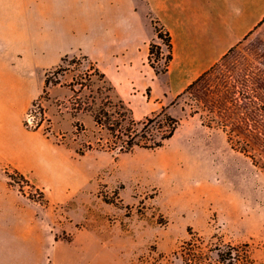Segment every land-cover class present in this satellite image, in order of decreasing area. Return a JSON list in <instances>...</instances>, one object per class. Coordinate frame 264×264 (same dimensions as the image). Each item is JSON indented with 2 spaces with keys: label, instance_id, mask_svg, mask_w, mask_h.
<instances>
[{
  "label": "rangeland",
  "instance_id": "rangeland-1",
  "mask_svg": "<svg viewBox=\"0 0 264 264\" xmlns=\"http://www.w3.org/2000/svg\"><path fill=\"white\" fill-rule=\"evenodd\" d=\"M6 33V8L0 7V67L9 56L12 69L25 59L11 50L14 40ZM156 43L161 55L152 61L161 69L167 49L161 40ZM62 58L67 60L62 63ZM89 60L70 54L42 66L36 99L43 94L46 76L62 84L78 76L90 87L74 96L67 87L50 86L40 107L13 102L18 96L14 82L3 78L6 73L0 69V96L8 100L0 102V123L5 121L15 142L31 144L56 165L50 177L22 180L13 164L30 158L16 152L8 157L0 149V174L9 175L8 182L28 198L50 207L48 214L62 223L59 238L72 241L57 247L51 264H218L219 253L236 258L237 251L264 263V172L230 147L202 105L184 93L187 87L161 109L149 105L157 111L137 106L131 111L135 120L144 121L164 109L179 121L162 147H135L126 154L97 149V142L104 144L109 136L94 125L91 112L108 94L97 93L104 85ZM75 108L80 111L74 120ZM74 121L84 129L76 130ZM2 129L0 125V146L5 142ZM79 150L85 151L83 156Z\"/></svg>",
  "mask_w": 264,
  "mask_h": 264
},
{
  "label": "crops",
  "instance_id": "crops-1",
  "mask_svg": "<svg viewBox=\"0 0 264 264\" xmlns=\"http://www.w3.org/2000/svg\"><path fill=\"white\" fill-rule=\"evenodd\" d=\"M0 7L6 8L11 50L25 59L10 69L8 56L0 67L2 77L14 82L13 102L36 100L42 66L81 54L104 74L115 99L131 111L137 106L149 112L158 110H150V104L161 109L176 97L264 17V0H0ZM153 21L169 32L172 43L168 71L158 75L147 61L150 43L158 41ZM0 102L8 100L0 96ZM0 125L5 140L0 149L8 157L16 152L30 158L13 164L26 179L37 182L55 173L52 157L15 142L5 121ZM49 208L0 174V264H51L49 258H56L57 247L67 240L59 238L62 223Z\"/></svg>",
  "mask_w": 264,
  "mask_h": 264
},
{
  "label": "trees",
  "instance_id": "trees-1",
  "mask_svg": "<svg viewBox=\"0 0 264 264\" xmlns=\"http://www.w3.org/2000/svg\"><path fill=\"white\" fill-rule=\"evenodd\" d=\"M152 23L157 39L167 49V55L164 67L158 68L152 57L159 59L161 48L159 44L152 42L149 45L147 61L156 75L164 74L168 71L173 57L171 37L157 21ZM83 59L88 61L86 56ZM66 60L62 58L61 61L63 63ZM59 71L64 72L66 68ZM94 71L98 81L104 85L97 89V93L101 95L104 90L108 94L93 112L89 110L94 125L106 131L109 136L104 144L100 140L97 142V149L117 154L130 153L135 147L154 150L172 138L179 126L176 118L162 109L144 121L135 120L131 110L121 99H117V104L112 102L110 94L113 93V87L106 83L102 72L96 68ZM57 85L69 88L74 96L90 87L89 84L79 82L78 76H74L68 84H62L57 77L52 80L46 76L43 94L32 102V106L40 107V101L47 97V89ZM184 93H188L202 105L211 118L210 122L222 130L233 150L243 154L253 166L264 172V17L218 61L189 84ZM39 109L40 114H43V110ZM74 111L71 116L75 120L80 109L75 108ZM74 127L76 130L84 129L77 121H74ZM91 148L88 146L87 150ZM84 153V150L77 151L79 156ZM15 174L24 180L22 174ZM8 177L11 179L9 175ZM218 255V264H264L247 258L246 251H237L236 258H225L224 253Z\"/></svg>",
  "mask_w": 264,
  "mask_h": 264
},
{
  "label": "built area",
  "instance_id": "built-area-1",
  "mask_svg": "<svg viewBox=\"0 0 264 264\" xmlns=\"http://www.w3.org/2000/svg\"><path fill=\"white\" fill-rule=\"evenodd\" d=\"M39 113H40V110H39ZM40 115H41V114H40ZM30 122L32 123V120H31V119H28V123H30Z\"/></svg>",
  "mask_w": 264,
  "mask_h": 264
}]
</instances>
